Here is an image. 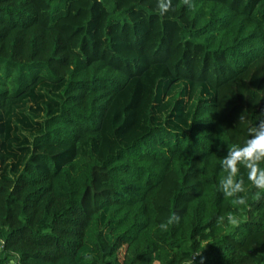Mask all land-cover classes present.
Returning a JSON list of instances; mask_svg holds the SVG:
<instances>
[{"label":"trees","instance_id":"trees-1","mask_svg":"<svg viewBox=\"0 0 264 264\" xmlns=\"http://www.w3.org/2000/svg\"><path fill=\"white\" fill-rule=\"evenodd\" d=\"M158 2L0 0V264H264V0Z\"/></svg>","mask_w":264,"mask_h":264},{"label":"clouds","instance_id":"clouds-1","mask_svg":"<svg viewBox=\"0 0 264 264\" xmlns=\"http://www.w3.org/2000/svg\"><path fill=\"white\" fill-rule=\"evenodd\" d=\"M182 3L189 8L193 7L192 0H182ZM172 7V0H159L158 8L163 15ZM244 117L241 116L240 119ZM249 136L243 146H232L228 148L227 155L223 157L221 166L227 173L219 180V190L227 198H232L231 203L234 206L247 204V190L243 177H239L240 166L247 169V179L251 184L264 192V119H260L255 127L248 129ZM261 192L256 193V199L261 198ZM244 193V195H240ZM225 217H218L217 222L223 223ZM180 215L173 213L166 222L159 225L162 231H167L170 226L179 224ZM227 221L231 225H238L237 217L229 214ZM90 258V257H89Z\"/></svg>","mask_w":264,"mask_h":264}]
</instances>
